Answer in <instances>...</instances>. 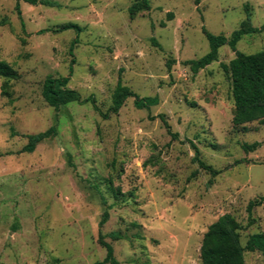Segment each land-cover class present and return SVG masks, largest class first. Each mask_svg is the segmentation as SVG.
<instances>
[{"label": "rangeland", "instance_id": "1", "mask_svg": "<svg viewBox=\"0 0 264 264\" xmlns=\"http://www.w3.org/2000/svg\"><path fill=\"white\" fill-rule=\"evenodd\" d=\"M49 1L57 7L0 0V60L20 74L0 78V264H96L106 257L100 236L120 264H202L204 235L226 214L242 226L243 246L264 234V203L247 210L264 197V122L234 127L222 66L236 55L224 46L196 75L184 64L210 51L204 27L229 38L247 12L263 26L264 0H148L134 18L129 9L143 0ZM65 24L80 31L56 32ZM237 48L264 51V34ZM50 76H71L68 87L102 113L119 81L158 104L141 110L129 98L108 119L90 103L56 110L43 98ZM51 127L56 137L22 152L26 136ZM193 144L218 175L194 161ZM245 262L264 256L245 252Z\"/></svg>", "mask_w": 264, "mask_h": 264}, {"label": "trees", "instance_id": "2", "mask_svg": "<svg viewBox=\"0 0 264 264\" xmlns=\"http://www.w3.org/2000/svg\"><path fill=\"white\" fill-rule=\"evenodd\" d=\"M25 3L37 6L43 5L48 7H57V4L49 0H23ZM201 0H195V4L199 5ZM21 18L19 5L16 7ZM150 3L148 0H143L141 3H135L130 9L129 14L134 18L142 11L149 10ZM24 29V23L22 22ZM67 30L80 31L79 26L75 24H65L61 26L56 32H63ZM203 34L209 42L210 51L198 60L187 61L184 64L190 66L193 74H198L200 70L205 69L214 62L218 61L219 50L228 46L234 53L235 58L228 64L223 65V71L227 74L232 84V94L234 99V127L243 128L247 124L254 122H264V51L255 54H245L238 50V44L244 37L253 36L257 34H264V25L255 27L251 22V15L247 12V19L241 24L240 28L232 33L227 38L224 35H214L210 33L205 27ZM78 39H75L71 46V52ZM171 62L170 64H172ZM72 73V67L70 68ZM70 77H48L44 83L43 98L45 102L54 109L58 110L63 106L72 103L81 105L90 103L94 109L99 112L104 119H108L110 114L117 115L120 109L124 106L129 98H134V104L138 109L150 110L151 107L158 104L157 98L145 97L141 98L136 95L130 88L124 86L119 81L118 86L114 92L112 105L107 113H102L96 105V100L93 97L83 98L82 95L68 87ZM0 78L8 81L19 80L20 74L7 62L0 60ZM6 95L8 92L5 90ZM166 128L170 132V126L165 122ZM56 127H51L48 131L34 135H28L27 145L22 149L24 153H33L37 146L45 141H48L57 135ZM261 146V143L255 142L253 144H243V150L246 153L254 152ZM195 150L194 161L198 163L199 167L206 172H209L212 177L218 175L213 168L203 162L200 158L198 148L193 144ZM196 176V174H194ZM213 184L210 180L209 185ZM117 199L120 198V190H113ZM264 203V197L257 201H252L248 206V213L251 216L255 207ZM103 205L106 206V201L103 199ZM109 220V211L106 209L102 215L100 226L103 227ZM253 220L250 218L249 224ZM242 226L238 223L236 218L230 214H226L213 223L208 231L205 233L201 246V260L202 264H245V252H260L264 256V234L252 235L246 246L241 243L240 231ZM114 239H119V236L113 235ZM99 242L103 248L106 249V257L102 262L96 264H120L114 254V248L110 243L104 241L100 236Z\"/></svg>", "mask_w": 264, "mask_h": 264}]
</instances>
